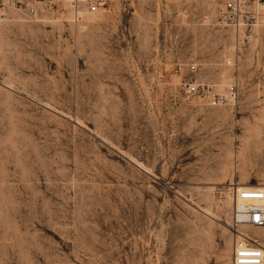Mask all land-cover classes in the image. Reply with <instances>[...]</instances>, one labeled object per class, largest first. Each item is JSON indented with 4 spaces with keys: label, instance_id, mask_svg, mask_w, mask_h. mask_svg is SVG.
I'll list each match as a JSON object with an SVG mask.
<instances>
[{
    "label": "rangeland",
    "instance_id": "rangeland-1",
    "mask_svg": "<svg viewBox=\"0 0 264 264\" xmlns=\"http://www.w3.org/2000/svg\"><path fill=\"white\" fill-rule=\"evenodd\" d=\"M223 2L0 14V264H230L229 186H264V8L238 28Z\"/></svg>",
    "mask_w": 264,
    "mask_h": 264
},
{
    "label": "built area",
    "instance_id": "built-area-1",
    "mask_svg": "<svg viewBox=\"0 0 264 264\" xmlns=\"http://www.w3.org/2000/svg\"><path fill=\"white\" fill-rule=\"evenodd\" d=\"M112 3L113 0H71L68 5L65 0H0V14L6 15L9 7H12L28 16H37L39 4H42L44 8H56L58 11L71 10L74 20L83 21L88 15L111 8ZM250 7H264V0H224L220 13L230 26L239 28L241 21L249 26L255 20L252 11L246 10ZM190 90L194 91L195 88L191 87ZM229 187L239 185L231 184ZM233 193L232 227L237 236L230 264H264V246L241 232L244 227L264 228V192L236 188Z\"/></svg>",
    "mask_w": 264,
    "mask_h": 264
},
{
    "label": "bare ground",
    "instance_id": "bare-ground-1",
    "mask_svg": "<svg viewBox=\"0 0 264 264\" xmlns=\"http://www.w3.org/2000/svg\"><path fill=\"white\" fill-rule=\"evenodd\" d=\"M65 1H67L68 2V5H69V2L71 0H65ZM259 8H261V7H259ZM262 8H264V7H262ZM242 22H244V24H242ZM243 25L245 26V21H241V24H240V27L239 28H241ZM237 188L239 190H243V189L244 190H260V191L264 192V186H251V185H245V184L243 185V184H241ZM244 228H247V227H244ZM252 229L257 230L256 228H252ZM260 229H264V228H260ZM244 235H246V233H244ZM236 236H237V234L235 235V238H236ZM247 236L250 237L251 239H256L257 240V238L252 237L249 234H247Z\"/></svg>",
    "mask_w": 264,
    "mask_h": 264
}]
</instances>
